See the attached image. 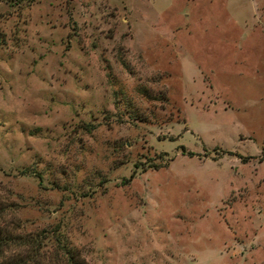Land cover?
<instances>
[{
    "label": "rangeland",
    "instance_id": "obj_1",
    "mask_svg": "<svg viewBox=\"0 0 264 264\" xmlns=\"http://www.w3.org/2000/svg\"><path fill=\"white\" fill-rule=\"evenodd\" d=\"M263 137L264 0H0V264H264Z\"/></svg>",
    "mask_w": 264,
    "mask_h": 264
},
{
    "label": "trees",
    "instance_id": "obj_2",
    "mask_svg": "<svg viewBox=\"0 0 264 264\" xmlns=\"http://www.w3.org/2000/svg\"><path fill=\"white\" fill-rule=\"evenodd\" d=\"M263 143H264V137H263ZM263 151V150H262ZM64 254L66 256L67 264H84L76 258V255L74 254V251L72 248L68 247L66 244H61L60 246Z\"/></svg>",
    "mask_w": 264,
    "mask_h": 264
}]
</instances>
